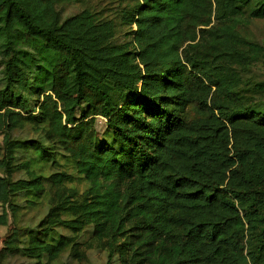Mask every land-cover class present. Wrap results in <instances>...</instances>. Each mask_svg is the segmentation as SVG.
Returning <instances> with one entry per match:
<instances>
[{
    "label": "trees",
    "instance_id": "trees-1",
    "mask_svg": "<svg viewBox=\"0 0 264 264\" xmlns=\"http://www.w3.org/2000/svg\"><path fill=\"white\" fill-rule=\"evenodd\" d=\"M73 1L0 0V258L264 264V0Z\"/></svg>",
    "mask_w": 264,
    "mask_h": 264
},
{
    "label": "rangeland",
    "instance_id": "rangeland-1",
    "mask_svg": "<svg viewBox=\"0 0 264 264\" xmlns=\"http://www.w3.org/2000/svg\"><path fill=\"white\" fill-rule=\"evenodd\" d=\"M115 4L110 0H78L73 2H68L64 4H59L58 9L60 11L61 17H65L74 14L81 10L85 6L89 7H104L112 6ZM241 30L248 35L253 40L259 42L263 47V58L256 64L251 65L244 71V84L242 86L241 92L245 96L251 94L250 88L255 83H264V17L263 18H251L241 25ZM254 99H260L257 96H253ZM248 100L250 97L247 98ZM187 114L190 117L196 115V107L190 104L187 108ZM95 126L99 133L102 132L104 128V119L97 117L95 120ZM3 137L0 134V145H2ZM44 209H34L26 212L24 214V220L30 224H35L43 216ZM12 227L10 220L7 224H0V250L4 245V240L9 233V229ZM86 237L82 239V243L75 246L79 249L75 252L74 249H65L55 260L51 262H46L45 264H121L118 256L108 257L106 249L98 247L95 240ZM1 264H40L36 262L35 259L30 257L21 256L19 254L6 255L0 258Z\"/></svg>",
    "mask_w": 264,
    "mask_h": 264
}]
</instances>
